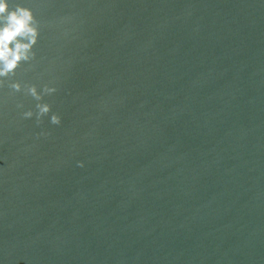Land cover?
Instances as JSON below:
<instances>
[{
  "label": "water",
  "instance_id": "1",
  "mask_svg": "<svg viewBox=\"0 0 264 264\" xmlns=\"http://www.w3.org/2000/svg\"><path fill=\"white\" fill-rule=\"evenodd\" d=\"M15 2L61 122L0 88V264H264V0Z\"/></svg>",
  "mask_w": 264,
  "mask_h": 264
},
{
  "label": "clouds",
  "instance_id": "2",
  "mask_svg": "<svg viewBox=\"0 0 264 264\" xmlns=\"http://www.w3.org/2000/svg\"><path fill=\"white\" fill-rule=\"evenodd\" d=\"M40 35V21L37 19L31 7L15 0H0V88L5 85L12 92H24L36 102L33 108L24 110L23 118H32L35 115L39 125L43 117L49 116V122L59 125L61 116L51 111V105L43 100L45 95H51L56 91L54 86L44 84L38 90L35 83H21L13 79L16 70L22 64H29L36 57L34 46ZM23 108L22 103L17 104ZM50 114V115H49ZM38 136L47 135L41 131ZM78 166H83V161H77Z\"/></svg>",
  "mask_w": 264,
  "mask_h": 264
}]
</instances>
